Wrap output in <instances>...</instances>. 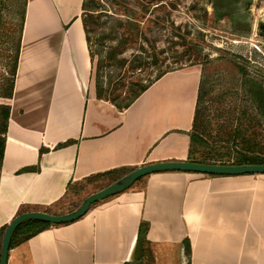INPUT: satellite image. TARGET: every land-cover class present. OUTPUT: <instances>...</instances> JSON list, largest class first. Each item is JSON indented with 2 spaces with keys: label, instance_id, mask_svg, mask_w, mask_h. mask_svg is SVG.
I'll list each match as a JSON object with an SVG mask.
<instances>
[{
  "label": "crops",
  "instance_id": "obj_1",
  "mask_svg": "<svg viewBox=\"0 0 264 264\" xmlns=\"http://www.w3.org/2000/svg\"><path fill=\"white\" fill-rule=\"evenodd\" d=\"M82 5L27 0L0 168V228L20 212L57 208L95 175L189 161L197 73L165 74L124 109L98 97ZM181 78L194 98L177 123H163V108L135 110L159 81ZM23 236L7 264H129L133 257L142 264H264V174H152L77 221Z\"/></svg>",
  "mask_w": 264,
  "mask_h": 264
},
{
  "label": "rangeland",
  "instance_id": "obj_2",
  "mask_svg": "<svg viewBox=\"0 0 264 264\" xmlns=\"http://www.w3.org/2000/svg\"><path fill=\"white\" fill-rule=\"evenodd\" d=\"M8 9L0 10V88L11 55L6 34L18 18L16 9ZM88 11L92 82L108 102L126 104L160 71L191 70L202 89L196 105L203 113V140L188 160L232 162L240 148L231 138L235 131H248L264 149V0H93ZM251 82L263 89L261 115L245 90ZM193 96V85L182 78L161 80L135 110L163 108L169 113L163 123L175 124ZM105 184L86 185L46 212L69 213Z\"/></svg>",
  "mask_w": 264,
  "mask_h": 264
},
{
  "label": "trees",
  "instance_id": "obj_3",
  "mask_svg": "<svg viewBox=\"0 0 264 264\" xmlns=\"http://www.w3.org/2000/svg\"><path fill=\"white\" fill-rule=\"evenodd\" d=\"M89 2H93V0H83V5H82V21H83V26L84 30L86 33V40L88 43V46L90 48V43H91V37L88 31V23L85 18L86 12L88 11V6ZM16 9L17 10V20L15 21L16 23L11 27V31H9L6 36L8 39L11 41V45L9 46V52H10V62L8 66V71L6 73V77L4 79V83L2 87L0 88V168H1V163L3 160L4 156V149H5V143H6V134H7V129H8V123L10 119V111H11V106H10V101L13 98L14 94V87H15V80L17 76V69H18V62H19V57H20V51H21V44H22V35L24 31V26H25V18H26V8H27V0H23V2L19 3V1H12L8 3L7 0H0V10L3 14V12H8L9 9ZM4 15H1L0 17V28L5 26V21L3 19ZM90 53L92 57V52L90 48ZM166 72L160 71L158 75L156 76L155 80L151 82L148 86H141V89L135 94L129 98L126 104L124 105H117L118 108L124 109L127 108L133 101H135L140 95H142L155 81L159 80L162 78ZM201 86L198 90V100L201 99ZM245 90L252 96L254 105L259 109L260 115L262 114V100L260 99L257 91L260 90L263 92L262 86L258 85L257 83H252L247 87L245 85ZM96 91L98 97H102V88L99 86L97 83L96 85ZM203 117L202 110L200 107L196 105L195 107V112H194V117H193V123H192V130L190 133V153L193 150L194 144H199L202 145V140L200 138L201 136V128H203V122L201 123V118ZM248 131H235L233 136L231 135V138L234 140V142L237 144L236 147L240 146V148L237 151L236 157L232 162H210V161H201V160H193L190 159V162H196V163H204V164H226V165H264V149L259 148L255 145L254 141L249 138L251 135H247ZM249 133V132H248ZM229 138L228 140H230ZM43 151V150H42ZM129 172V170H123V171H111L107 172L104 174H99L95 175L85 181V186L88 184H94L97 182V185L99 183H103V180H106L108 177L110 178L109 181L101 186L98 190H101L105 188L106 186L110 185L111 183L115 182L122 176L126 175ZM210 177H218L214 175H208ZM143 178H141L138 181H141ZM101 181V182H100ZM137 181V182H138ZM84 186V185H83ZM80 187V190L77 191H71L70 189L68 190V193L66 194L64 200H66L71 194L73 193H79L80 191L82 192L83 189H85V186ZM63 202V201H62ZM77 205L74 210L78 207ZM25 212H20L18 215H21ZM17 215V216H18ZM50 226H53L52 224H47V223H41V222H26L22 224L15 232L12 241H11V247L17 242V237L20 234H24L23 238L25 240L29 239L30 237L38 234L42 230L49 228ZM7 226H4L0 228V254H1V242H2V237L3 234L6 230ZM148 226L145 224L141 225L140 232H139V237H138V248L141 249L143 247V244L145 242L146 238V232H147ZM10 247V248H11ZM189 251V248H188Z\"/></svg>",
  "mask_w": 264,
  "mask_h": 264
},
{
  "label": "water",
  "instance_id": "obj_4",
  "mask_svg": "<svg viewBox=\"0 0 264 264\" xmlns=\"http://www.w3.org/2000/svg\"><path fill=\"white\" fill-rule=\"evenodd\" d=\"M164 172L198 173L214 176H242L247 174H264V165H216L190 161H163L138 167L98 192L89 195L75 210L69 213L50 214L46 212H25L16 216L7 225L3 234L0 264H7L12 238L22 224L31 221L52 225L72 223L86 215L93 204L127 191L141 178ZM129 264H142V262L136 261L133 257Z\"/></svg>",
  "mask_w": 264,
  "mask_h": 264
},
{
  "label": "bare ground",
  "instance_id": "obj_5",
  "mask_svg": "<svg viewBox=\"0 0 264 264\" xmlns=\"http://www.w3.org/2000/svg\"><path fill=\"white\" fill-rule=\"evenodd\" d=\"M34 8V7H33ZM32 12V11H31ZM31 12H30V14H31ZM33 12H34V10H33ZM30 16V15H29Z\"/></svg>",
  "mask_w": 264,
  "mask_h": 264
},
{
  "label": "flooded vegetation",
  "instance_id": "obj_6",
  "mask_svg": "<svg viewBox=\"0 0 264 264\" xmlns=\"http://www.w3.org/2000/svg\"><path fill=\"white\" fill-rule=\"evenodd\" d=\"M257 93H258V91H257Z\"/></svg>",
  "mask_w": 264,
  "mask_h": 264
}]
</instances>
